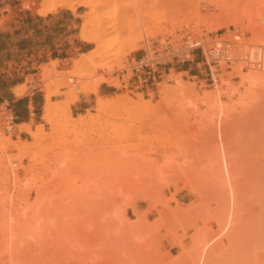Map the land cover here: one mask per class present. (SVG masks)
Instances as JSON below:
<instances>
[{"label": "rangeland", "instance_id": "1", "mask_svg": "<svg viewBox=\"0 0 264 264\" xmlns=\"http://www.w3.org/2000/svg\"><path fill=\"white\" fill-rule=\"evenodd\" d=\"M194 1L102 0L90 15L104 28L125 23L107 32L106 45L121 42L114 52L124 53L125 40H142V47L114 55L112 72L99 67L88 83L129 67L144 55L149 36L163 39L160 55L166 59L158 67L162 77L148 88L102 83L98 95L81 92L85 73L75 65L97 44L75 46L87 43L81 28L90 10L80 6L54 12L77 18L69 31L75 35L72 51L40 66L35 54L0 57V63L18 64L5 65L0 76L5 95L22 80L21 97L31 94V81L43 84L35 93L45 95L46 84L59 92L53 123L41 118L27 124L44 128L47 139L38 142L20 125L9 133L0 129V141L10 137L13 143L9 151L0 146V264H264V81L255 89L244 82L251 72L244 60L213 83L200 49H191L192 42H210L246 25L255 30L245 46L259 42L262 47L251 48H264V39H256L264 38V0H205L208 8L200 0L199 11ZM42 2L20 11L29 0H0V51L17 45L4 40L19 35L6 24L25 13L40 15ZM48 67L53 71L44 80ZM184 67L191 72L175 70ZM63 80L70 86L61 88ZM75 87L79 100L92 101L70 120L64 108ZM124 95L143 102L97 111L99 96ZM81 117L88 123L81 124ZM21 141L32 145L22 155L14 148Z\"/></svg>", "mask_w": 264, "mask_h": 264}, {"label": "bare ground", "instance_id": "2", "mask_svg": "<svg viewBox=\"0 0 264 264\" xmlns=\"http://www.w3.org/2000/svg\"><path fill=\"white\" fill-rule=\"evenodd\" d=\"M100 1H102V0H43V2L41 3V7L38 10V13L41 16H47L48 14L54 13V12H56L57 10H59L61 8L69 9V10H73L74 11V10L77 9L76 6L84 7V8H87V9L90 10L89 14L87 16L83 17L85 20H84V23L82 24V28H81V37H82V40L84 42L96 43L97 47L93 51H91L89 54L84 55L83 57H85V58L79 59L77 61V64L75 65V66L78 67V70H83L81 72L85 73V75L83 74L84 75L83 77L85 78V80L81 83L80 90H81V92L83 94H86V95H89V94L98 95L99 86L102 83L103 84H105V83L106 84H110L111 86L117 87V88H119L121 86V83L118 82V81H115L110 74H109L108 77H106L104 75H99V77L92 84L88 83V81H87L90 77L93 76V73H94L93 70H95V69H97L99 67L102 68V69L108 68L109 71L112 72L113 66H111L112 62H111L110 58L119 53V52H114V51L116 50L118 45L121 44V42H119L117 39H114L111 43L106 45L105 41H106V38H107V32L109 30H111V31L112 30L113 31L114 30H120L122 28H125V26H126L125 23H123V22H121V23H117L116 22V23L110 24V26H107L106 28H104L103 25L102 24L99 25L97 21L90 20L89 19L90 15H91V18H92V16L95 13L98 5L100 6ZM213 1H215V0H213ZM194 2H195V8H196L197 11L202 9L203 5H202L200 0H196ZM191 3H193V2L191 1ZM213 3H215V2H213ZM218 3L220 4V2L217 1V3H216L217 6H219ZM205 4H206L205 8H208L207 6H210L209 5L210 3L207 2V1H205ZM216 4H214V5H216ZM234 21L235 22H233V23L234 24L236 23V25L240 24V23L242 24L240 19H235ZM248 27H249V30L251 32L255 30L254 27H252L254 30H252L249 25H248ZM161 31L162 30H159L155 34H162ZM108 35H109V33H108ZM152 37L155 38V36H152ZM258 37H260V38H256V39L257 40L260 39V42H261V40L264 39L261 34ZM148 38H149V36L147 37L146 40H148ZM256 39H255V41H256ZM141 41L142 40H139L136 43L131 44V42L125 40V43H123V45L125 47L124 50L125 49L126 50L129 49V50H128V52L125 50L124 53H122V52L119 53V56H127L129 54V52L141 48L142 45L140 44V46H139V43ZM258 43L259 42L254 43V44L249 43V45H251V47L255 46V45H256V47H257V45L262 47V45H260ZM194 46H196V45H194ZM246 46H245L246 49H244V53L245 54L243 56L248 61V66L251 67L250 68L251 72L248 73L249 75L245 76L242 79L246 83H251L254 86V89H255L257 86H259L264 81V72H263L264 70H263L262 67L261 68L257 67L258 66L257 63L260 60L261 54H262V56H264V48H260L259 49V48H256V47L255 48L254 47L251 48V47H246ZM109 59H110V61H109ZM121 65H122V63H121ZM53 67L55 68L56 64H54ZM118 68H119V66H118ZM51 71H53V68H51V67L49 69H47V70L46 69L43 70V72H42L43 76L42 77H44V80H46L49 77V74L51 73ZM81 72H80V74H81ZM224 78L221 77L220 81L222 82L223 87H226L227 86V81ZM168 80L170 81V79H168ZM68 83L69 82L67 80L66 81L63 80V83L61 84V88H66V87L70 86V84H68ZM166 86H168V85H166ZM24 87L25 86L16 87L15 90H14L15 95L18 96V97L23 96L24 92H26ZM75 88H74V91H72L73 94L71 95V98L69 99V101L67 102V104L65 106L66 108H64V110H66V109L68 110V115H69V119L70 120L73 119L72 105L75 102L79 101V96L77 95V92H76L77 88L76 89ZM180 88H181V85H180ZM183 88H185V86ZM166 89H168V88H166ZM181 90H182V88H181ZM44 91H45V106H44V117L43 118L49 124H52L53 123V116H55L54 114L57 113V111H58L57 107L55 106V104L53 102V97L57 96L59 92L53 91L50 88V85H48V84L45 85V90ZM164 91H166V90H164ZM166 92H168V91H166ZM141 98H139L138 100H133L129 96H127V95L125 96L124 95L121 98L119 97V99H117V100L116 99L112 100V99H104L103 97L99 96L98 97V104H97V111L99 113H104V112H107L109 110L115 109V108H117L119 106H126V105H129V104H131V105H141L142 102H143V100ZM92 119H94V118H92ZM87 121L88 120L86 118H84V117H81V119H80L81 124H86V123H88ZM20 128L25 129V131L28 132L38 142H40L44 138L45 139L48 138V136L45 133V129L44 128L40 129L38 131H34L27 124L20 125ZM12 144H13L12 143V139L10 137H6V140L0 141V146L4 147L7 151H9L10 147L12 146ZM14 148L16 150H18L20 155H22V154H26V152L29 149L32 148V145H28V143H24V142L21 141L20 145H18V146L16 145Z\"/></svg>", "mask_w": 264, "mask_h": 264}, {"label": "crops", "instance_id": "3", "mask_svg": "<svg viewBox=\"0 0 264 264\" xmlns=\"http://www.w3.org/2000/svg\"><path fill=\"white\" fill-rule=\"evenodd\" d=\"M76 20L77 18L72 12L64 11L51 13L47 16L25 13L18 20L14 18L6 24V28L12 29V26L15 25L14 32L10 33L18 32V38L10 37L9 39L4 38V40L16 41L17 45L12 49L0 51V57L12 55V57L30 56V58H33L35 54L39 58L37 64L40 66L50 59H58L61 52L68 53L72 51L75 46H80L79 48L83 50L91 44L87 42L79 45L80 42H77L75 46L72 45V37L75 35L69 31L76 27ZM60 47L62 48L60 49ZM83 53H86V51ZM138 58L140 57H135V59ZM10 63H15V60L0 63V76L5 73V65ZM16 65L18 64L15 63ZM172 69L169 68L168 70L170 71ZM175 70L180 73H189L192 68L184 67ZM23 83L25 81L22 80L21 82L13 84L9 87L10 93L7 95L1 90L0 96L3 100L0 105L7 104L10 106L16 117V125L28 124L32 121L39 123L41 122V118H43L45 95L43 93H34L20 98L15 96L14 89ZM100 93L103 95L109 94L108 89L105 87L100 88ZM91 101V97L80 98L78 102L72 105V113L74 114L76 111V114H83V111L89 109Z\"/></svg>", "mask_w": 264, "mask_h": 264}, {"label": "built area", "instance_id": "4", "mask_svg": "<svg viewBox=\"0 0 264 264\" xmlns=\"http://www.w3.org/2000/svg\"><path fill=\"white\" fill-rule=\"evenodd\" d=\"M35 1L29 0V4L26 6L22 3L20 11H31ZM251 35L252 32L249 30L248 25H246V28L233 27V31H226L224 35L211 37L210 42H205V40L192 42L191 49H200L203 64L209 71L212 82L217 83L218 76L224 70L228 73H233V67L238 62L244 60L247 62L243 56L245 54L244 40L250 38ZM224 36L227 38H223ZM162 40L148 39L145 42L144 55L138 59H132L129 62V67L115 70L113 78L123 85H128L130 88L138 90L154 85L162 77L158 67L166 59V57L160 55L164 47ZM193 45L196 46L192 47ZM257 65L264 69V56L262 54ZM128 75H131V77L125 81L124 77ZM42 86L43 84L40 82L31 81L29 83L31 94H34L35 91L41 92ZM15 126L16 117L10 106L7 104L0 105V129L9 133L14 131Z\"/></svg>", "mask_w": 264, "mask_h": 264}, {"label": "trees", "instance_id": "5", "mask_svg": "<svg viewBox=\"0 0 264 264\" xmlns=\"http://www.w3.org/2000/svg\"><path fill=\"white\" fill-rule=\"evenodd\" d=\"M4 85H5V83H3L2 85H0V91L4 89ZM2 100H3V99H2V97L0 96V103L2 102Z\"/></svg>", "mask_w": 264, "mask_h": 264}]
</instances>
